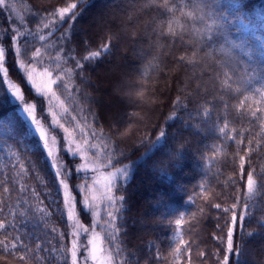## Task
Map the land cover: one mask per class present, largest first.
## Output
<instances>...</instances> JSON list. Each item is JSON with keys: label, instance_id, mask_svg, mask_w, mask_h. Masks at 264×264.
I'll list each match as a JSON object with an SVG mask.
<instances>
[{"label": "trees", "instance_id": "1", "mask_svg": "<svg viewBox=\"0 0 264 264\" xmlns=\"http://www.w3.org/2000/svg\"><path fill=\"white\" fill-rule=\"evenodd\" d=\"M128 1L136 7L126 4L125 12L104 21L97 10L113 0H17L20 13L34 15L29 24L0 5L7 78L44 115L46 100L35 94L20 63L47 68L54 79L59 75L54 92L64 110L61 123L103 170L129 166L127 180L120 179L113 189V195L125 197L114 213L116 241L110 243L108 231L102 232L110 252L119 246L115 262L217 264L227 254L231 223L232 212L224 209L235 204L238 227L239 216L245 214L246 219L244 230L234 233L239 254H229L230 264H264V120L252 115L264 117V0H239V18L230 7L237 0ZM140 6L146 9L137 14ZM62 8L69 9L63 17ZM157 8L166 10L161 14ZM97 15L104 21L100 25ZM17 30L31 34L19 37V57L12 41ZM104 45L109 46L107 52L84 60ZM37 48L41 56L33 60ZM77 60L82 69L76 68ZM57 63L71 73L56 69ZM119 77L131 90L126 99L117 96L118 104L107 108L102 100L105 87ZM16 107L0 71V118L14 130L12 136L0 134V201L5 204L0 219L15 210V229L8 230L5 242L11 247L19 236L29 246L27 252L18 248L10 255L0 245V264H24L21 254L27 264H66L60 247L71 249L73 234L62 189L44 151L25 150L36 138L25 136ZM113 113L120 121L113 120ZM161 130L165 138L152 147ZM108 156L114 167L99 164ZM67 163L68 183L77 195L76 186L90 178L77 173L73 161ZM249 173L255 182L251 194ZM33 189L39 200L32 197ZM26 199L33 208L44 207L46 218L28 212ZM79 213L89 225L90 217Z\"/></svg>", "mask_w": 264, "mask_h": 264}, {"label": "snow or ice", "instance_id": "2", "mask_svg": "<svg viewBox=\"0 0 264 264\" xmlns=\"http://www.w3.org/2000/svg\"><path fill=\"white\" fill-rule=\"evenodd\" d=\"M0 5H5V0H0ZM6 7V5H5ZM71 7L73 9L77 8L76 4L71 5ZM230 7L233 8L234 13L237 15V17L239 18L242 15V6L239 4V0H237L236 3L230 5ZM158 12H161V14L164 13V11L166 9H161V8H157L155 9ZM69 11L68 8H62L60 9V15L61 17H63V15L65 13H67ZM77 13H73L71 19L75 20ZM45 28L49 27V24H44ZM21 35H31L30 33H28L27 31H25V33H20L18 30L16 31V34L13 35L12 37V41L13 44L16 45L15 47V52L16 55L19 57L21 54V47L19 46V37ZM39 40L40 41H44L45 40V36L44 35H40L39 36ZM25 48H27L29 46V41L25 40L24 45ZM109 50V46L108 45H104L101 49V51H96V52H92L90 53V55L85 56L84 60L85 61H90L93 60L95 58H98L101 56L102 52H107ZM4 56H5V50L3 48H0V71H3L5 77L7 76V72L6 69H3V61H4ZM41 56V52L40 49H36L33 53V60H35L36 58ZM70 58H74V57H70ZM60 57L57 56L56 60H59ZM183 59V58H182ZM20 67L21 69L24 68V63L21 62L20 63ZM76 68L77 69H82L83 65L82 63L77 60L76 61ZM56 69L60 70L61 72H63L65 75L70 74L71 73V69H63L62 66L57 63L56 64ZM44 75H46L49 79H48V88L47 91L51 92V86L57 84V81L61 79V77L59 75H57L56 79H52V75H53V71H49L47 68L44 70ZM28 80L31 81L32 80V74L29 73L28 74ZM65 87H67L65 85ZM10 91H9V95L11 97V103L16 105V114L17 117L19 119L22 120L23 124L25 125L26 128V132H25V136L26 137H35L37 143L35 145H28L26 146V151H30L33 150L34 147H38L41 150H45L47 153V157L51 158V166L56 170L55 174L56 176L59 178L62 175H65L64 173H62L60 167L58 166L57 163V159L53 153L52 148L49 146V141H48V137L46 135V131L43 128V126L41 125L40 120H38L34 114L35 112V105L34 104H28L24 102V97L21 93V90L16 87L13 90V86H9ZM257 91H261V89H257ZM41 94V90L37 89V95ZM53 95H55V93H53ZM253 116H256L257 119H261L264 120V117L262 116H257L256 112L252 113ZM61 127L63 128V125H61ZM225 127H227V125H225ZM225 127H221L219 129V131L221 133L225 132ZM65 132H67V129H64ZM0 134L3 135H8V136H12L14 135V130L11 126V124L5 120L0 118ZM93 135H95V133H93ZM166 132L164 130H161L159 132V134L156 136L155 141L151 142V146L154 147L159 141H161L162 139L165 138ZM241 141H237V143H240ZM79 147V146H78ZM151 150V148L149 149ZM69 151L71 152V149H69ZM72 155H75V153H71ZM93 155H96L95 153ZM120 155H123V153H121ZM107 162L104 164V167L108 168V167H114L113 165V157L108 156L107 158ZM241 160H243V158H241ZM89 163H95V161H89ZM21 168H23V166L21 165ZM81 169L87 170L88 169V164H84L81 165ZM93 171L98 172L99 171V167H96L93 169ZM128 172H129V166H125L124 168H115L114 171H109L107 173L106 176H104L103 179V192H102V198L106 199L107 201V211H106V216L108 217V219H106L104 221V227L108 230V235L110 237V243H114L116 241V232L118 231V229L116 228L115 222H116V215L114 213L119 212V208L117 207V202L118 201H124L125 197L123 196H115L113 195V189L117 187V181L120 179H124L127 180L128 178ZM94 179V186L100 185L101 181L98 179ZM60 185L63 186V188L65 189V200H64V204L65 207L68 209V219L69 220H73L74 219V206L71 203V199L67 193V187L68 185L65 183L64 179H60L59 180ZM254 180H253V175L252 173L248 174L247 177V186H248V192L251 194L253 192V187H254ZM23 191V189H22ZM3 192L4 193H8L9 189L7 187L3 188ZM32 197L39 200V194L35 192V190H32ZM92 200L95 201L96 197L93 196ZM25 203L28 204V212H32V213H39L40 214V218L43 220L46 218V216L48 215L46 209L44 207H36L33 208L31 203L26 199ZM40 203L42 204L43 201H40ZM84 204L85 206L89 205V197L85 196L84 199ZM217 208L220 207L219 204L216 205ZM236 205L233 204L232 205V209H235ZM244 208L247 210L248 208V204L245 203L244 204ZM4 209H5V204L3 201H0V213H4ZM232 209H224L225 212H229L231 211V223L230 226L227 229V245H226V253L224 254L222 257V260H218L217 264H230V257L229 254L232 255H238L239 254V249L238 248H234V233H237V235L239 234V232H242L245 228L244 225V221L246 219V215L242 214L239 216V227H238V217H237V213L235 211H233ZM8 215L12 216V219H8ZM15 210L10 209L8 214L5 215V217L3 219H0V232L4 233V239H0V245L3 246V251L6 254H10V255H15L17 252V249H23L24 252H27L29 250V246L25 243H23L20 240V237L17 236L15 237V243H11V247H9V244L6 243L5 241L8 239V230L9 229H15ZM76 231L73 232V235H79V225L77 224L76 226ZM84 232H87V229H84ZM97 235L98 234H93V238L88 240V244L91 245V248L88 252V257H90L93 261H98L99 257L97 255L98 252H104L106 250L104 249H100L98 248L97 244H96V239H97ZM80 245L77 244L76 240H73L72 242V246L71 249H65L63 245H61L60 247V251L63 253L64 257H65V262L67 264L68 260H70V264H78V260H77V255H78V251H79ZM37 249L38 250H42L40 249V245L37 244ZM119 255V246L118 245H114L113 249L111 252H109L108 256H107V261L108 264H118V262H115L113 260L114 256H118ZM88 257H85V260L88 259ZM21 261H24V264H27V259L25 257V255L21 254L18 257ZM100 264H103V261L100 262Z\"/></svg>", "mask_w": 264, "mask_h": 264}, {"label": "rangeland", "instance_id": "3", "mask_svg": "<svg viewBox=\"0 0 264 264\" xmlns=\"http://www.w3.org/2000/svg\"><path fill=\"white\" fill-rule=\"evenodd\" d=\"M112 4L110 6H105L103 9H98L97 13L99 14V17H103V20L105 21L106 18L108 20H111L113 16H116L118 12H125L127 10L126 4L131 5L133 7H136L133 2H127V0H113ZM19 3V0H18ZM5 5L8 10H10L16 18H19L22 22L34 23V15L32 14L31 17L28 16V13H20L21 9L19 10V6L17 5V0H5ZM5 5H2L5 7ZM115 6V8H114ZM27 9V6H22ZM115 10H114V9ZM146 9V6H140L139 10H137V14L144 11ZM107 16V17H106ZM98 17V15H97ZM98 17V18H99ZM106 17V18H105ZM97 18V19H98ZM97 22L98 25H100L102 21L100 18ZM1 48V47H0ZM127 68H132L133 63L131 66L124 63ZM24 73V76L30 86L33 88V91L37 95V89L41 90V94L37 95L38 97L44 98L46 100V109L44 115H42L38 108L35 106V116L38 120H40L41 125L46 131V135L48 137L49 146L52 148L53 153L57 159L58 166L60 167L62 173L65 175H62L61 177H57L58 181L60 179H64L65 183L68 185L67 187V193L71 199V203L74 206V219L69 220L72 228V234L74 231H76V225L78 224L79 227V235H73V240H76L77 244L80 245L77 260L78 264H100L101 261H103V264H108L107 256L109 254V248L106 244V239L104 237V234L102 232H107L108 230L104 227V221L105 218H108L106 216L107 209V201L106 199L102 198V192H103V179L104 176L107 175L109 171L103 170L98 164L96 163H89V161H92L88 156V150L87 146L83 143L78 141L73 134H70L69 131H64L66 128L61 123V116L64 113L62 103L60 102L59 98L55 95H53L54 92V86H51V92L47 91L48 88V77L44 75V70H38L34 69L32 67H25L21 69ZM124 75L129 74V71H125ZM32 74V80H28V74ZM124 77V76H123ZM123 77H119L117 81H113L111 83L110 87H105L106 92L105 97L103 100L104 105L107 108H112L113 106L117 105V99L119 96L120 99H126V92L131 90V87L129 85L125 84V79ZM7 81L8 88L9 86H13L14 88L18 87L15 83H13L10 79L5 77ZM54 79L53 77H51ZM117 83V84H116ZM114 87V88H113ZM19 88V87H18ZM107 88L109 90L107 91ZM20 89V88H19ZM117 89V90H116ZM10 91V88H9ZM22 93V92H21ZM23 95V93H22ZM24 97V95H23ZM25 103L32 104L24 99ZM114 116L113 120L120 121V118H116V114H112ZM63 125V128L61 127ZM67 129V128H66ZM34 138V137H33ZM35 143H32V145H35ZM79 146V147H78ZM71 149V152L69 151ZM46 158L51 166V158L47 157V153L45 150H43ZM75 153V155H72L71 153ZM67 159L73 161L74 169L79 173L80 175L90 178V181L87 184H78L76 186L78 194L80 198L77 197L71 190L70 184L68 183L69 177H70V168L67 163ZM75 161V162H74ZM88 164V169L84 170L81 169V165ZM101 166H104L102 162L99 163ZM52 167V166H51ZM99 167V171H93L94 168ZM111 168V167H109ZM54 173L56 170L52 167ZM115 169H111L110 171H114ZM98 179L101 181L100 185L94 186V179ZM119 181V180H118ZM117 181V182H118ZM62 194H63V200H65V189L62 185ZM85 196L89 197V205L85 206L84 199ZM95 196L96 200L93 201L92 197ZM145 198V197H144ZM152 197L147 196L145 198V201H150ZM65 212L68 218V209L65 207ZM80 209V210H79ZM83 211L85 214H87L90 217V224L85 225L81 219V215L79 212ZM84 229H87V232H84ZM98 234L96 239V244L98 248L104 249L106 251L104 252H98L97 255L99 257L98 261H93L90 257H88V252L91 248V245L88 244V240L93 238V234ZM85 257H88L87 260H85ZM114 260V259H113Z\"/></svg>", "mask_w": 264, "mask_h": 264}]
</instances>
